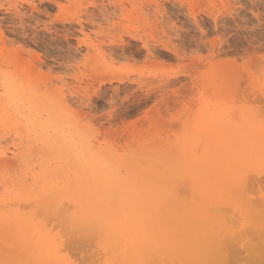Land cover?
I'll list each match as a JSON object with an SVG mask.
<instances>
[{"label": "rangeland", "instance_id": "rangeland-1", "mask_svg": "<svg viewBox=\"0 0 264 264\" xmlns=\"http://www.w3.org/2000/svg\"><path fill=\"white\" fill-rule=\"evenodd\" d=\"M263 130L264 0H0V207L8 208L0 210V264L27 259L1 237H9L2 225L13 222L10 212L38 223L73 264L109 261L100 251L104 239H80L45 205L27 206L49 184L80 183L73 164L43 143L77 144L90 154L83 157L88 164L111 158L124 184L134 178L166 197L170 176L178 186L185 180L186 187H176L189 192L177 204L199 207L195 198L207 177L199 186L183 149L258 148ZM215 151L211 157L223 163ZM245 160L244 196L262 203L264 163ZM261 250L249 261L261 264ZM231 254L228 264L237 258Z\"/></svg>", "mask_w": 264, "mask_h": 264}, {"label": "bare ground", "instance_id": "bare-ground-1", "mask_svg": "<svg viewBox=\"0 0 264 264\" xmlns=\"http://www.w3.org/2000/svg\"><path fill=\"white\" fill-rule=\"evenodd\" d=\"M233 128L237 130L235 126ZM214 131L213 134L220 132L217 128ZM241 137H243L242 134ZM202 142L205 141L202 140ZM71 143L64 144V146L59 143L52 145L43 143L42 146L43 149L61 154L68 164H73L77 179L80 181L79 186L68 189L67 185L62 187L61 183L54 182L47 185L45 192H42L43 196L36 195L35 200L27 206L30 207L32 203L45 205L48 213L56 216V220L59 218L66 222L73 235L81 236L80 239H104L105 243L102 244L100 251L103 256L110 257L107 264H228L227 258L233 257L232 254L228 255L230 252L233 255L236 254V259L241 264L245 261L248 262L247 264L255 262L258 264L257 261L250 262L249 259L253 258L256 249H264V200L261 199V203L260 200L258 201L259 198L253 200L244 196L248 177L243 172L247 164L245 158H248L254 166L264 163V145L252 148L250 144H235L234 146L218 144L220 146H216L201 143L202 145L198 144L193 150L190 146H186L183 149L185 167L189 168L199 186L207 177V182L203 183L205 189L198 187L195 198L199 203L197 207L193 203L177 204L179 194L184 193L185 190L188 194L189 189H182L184 192L179 191L182 182L178 186L173 176L167 180L170 186L167 197L163 196L165 191H162L161 187L153 192V188L148 187L149 184L147 188L140 187L134 178L124 184L121 179L124 176L118 177L113 173L116 167L112 169L111 158L97 157L96 161L92 162L93 164H88V160L85 159L87 163L84 162L83 157L90 154H85V151L83 153L82 150H78L77 144ZM84 148L88 149L85 146ZM233 148H237V151ZM213 149L220 152V156L224 159L223 163L211 157V154H214ZM200 151H202L201 154H199ZM243 153L246 157H242ZM91 157L95 159L94 156L89 158ZM222 164L225 167L222 168ZM158 165L161 168L162 165L160 163ZM167 170L171 172L173 168L169 167ZM139 176L142 178L144 175ZM184 184L189 183H185L184 180ZM211 198L216 204H211L213 203ZM229 206L234 209L233 216L227 214L230 211L227 209ZM7 209V206L0 207L2 211H7ZM9 215L13 222L10 223L4 219L3 222L6 223L2 225L5 227L4 235L7 234L9 237H3V235L1 237L5 242L8 240L9 245L12 244L19 251L26 253L27 259L16 263L15 258H6L7 260L2 264H25V262L28 264H73L61 255L62 250L58 243L56 244L47 232L44 233L33 219L26 221L21 215L11 212ZM11 224L14 227L13 230L10 229ZM14 232L16 236L12 237L11 234ZM14 238L15 243L9 240ZM91 248L93 250V247ZM256 252L258 254V251ZM262 252L261 250L259 253ZM95 257L92 258L95 259ZM100 257L103 258L102 255ZM233 259L236 261L235 258L230 261H234ZM259 259L258 261L261 262ZM230 261L228 260L230 264H234ZM261 264H264V261Z\"/></svg>", "mask_w": 264, "mask_h": 264}]
</instances>
